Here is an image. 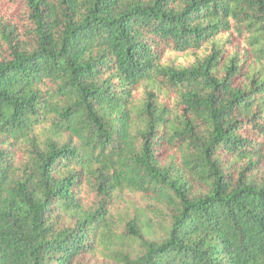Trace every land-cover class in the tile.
Here are the masks:
<instances>
[{"label": "trees", "instance_id": "1", "mask_svg": "<svg viewBox=\"0 0 264 264\" xmlns=\"http://www.w3.org/2000/svg\"><path fill=\"white\" fill-rule=\"evenodd\" d=\"M0 264H264V0H0Z\"/></svg>", "mask_w": 264, "mask_h": 264}]
</instances>
